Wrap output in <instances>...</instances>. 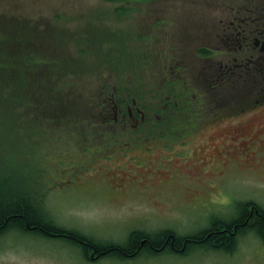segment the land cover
Returning a JSON list of instances; mask_svg holds the SVG:
<instances>
[{"label":"rangeland","instance_id":"rangeland-1","mask_svg":"<svg viewBox=\"0 0 264 264\" xmlns=\"http://www.w3.org/2000/svg\"><path fill=\"white\" fill-rule=\"evenodd\" d=\"M0 14L5 15V19L0 17V33L15 27L18 30L9 36L14 40L22 36L26 44L35 38L38 50L56 47L62 42L59 36L69 32L66 36L72 37L71 42L63 49L73 57H79L80 48L84 50L82 59L95 63L88 71L91 87L99 86L104 78L105 93L114 90L116 99L136 94L140 108L149 100L173 101L167 86L178 82L192 100V113L196 106L190 116L193 126L186 131L191 137L163 135L155 145L136 141L141 125L126 127L113 122L111 115L112 123L104 131L94 132V141L118 145L95 155L77 150L71 143L78 139L72 140L68 134H57L52 142L40 136L37 143L31 131L7 134L0 127V181L17 170L16 153L41 147L38 156L22 163L52 170L41 177L44 184L38 188L59 225L94 239L118 242L127 229L116 227V216L120 221L123 215L135 212L136 224L147 232L170 225L179 234H189L205 228L213 218L211 213L227 217L238 203L250 201L264 208V90L262 94L253 90L263 81L262 74L244 65L237 72H247L253 89L242 83L237 89L244 90V98H240L233 86L226 85L220 93L212 91V99L207 97L212 94L208 67L214 59L194 55L197 47L214 46L218 19L223 21V30L231 15L264 16V0H141L132 5L105 0H0ZM86 45L99 54L97 63V55L90 54ZM222 64L213 66L216 72L211 81L218 75L219 82L225 68ZM231 96L230 103L222 104ZM250 101L255 103L252 109L241 110ZM156 116L155 110L152 119ZM209 121L197 130L196 126ZM246 137L256 142L240 149L237 142L242 146ZM228 154L229 166L215 168L225 165ZM202 168L203 174L210 175L206 178L209 183L214 181L205 193L198 188L204 185ZM218 172L220 177L213 179ZM29 179L38 181L40 177ZM17 183L26 190L36 188L31 182ZM126 190L136 194H125ZM0 264L86 263L79 250L59 240L9 233L0 238ZM136 264H264V242L249 234L240 239L231 255L196 250L188 255L167 253Z\"/></svg>","mask_w":264,"mask_h":264},{"label":"trees","instance_id":"trees-1","mask_svg":"<svg viewBox=\"0 0 264 264\" xmlns=\"http://www.w3.org/2000/svg\"><path fill=\"white\" fill-rule=\"evenodd\" d=\"M105 1L132 5L141 0ZM2 14H0L1 18L5 16ZM21 29L24 30L23 27ZM16 30L18 29L14 27L13 30L7 32L4 30L0 33L1 129H6L7 134H18L20 129L31 131L29 134L36 137L37 143L40 136H47L49 138L47 141L52 142L58 139L57 134L61 136L68 134L70 139H78V143H71V145L77 150L83 148L89 155L101 154L103 151L116 148L118 144L97 145L94 141V132L100 129L104 131L107 124L112 123L110 117L112 115L114 119L116 105L119 107L118 117L126 114L125 109L133 107L132 101L136 99V94H133L134 97L121 95V98L118 97L120 100L116 99L114 90L105 93L107 88L103 84L104 78L99 86L91 87L88 71L95 63L82 59L84 50L81 48L78 50L79 57H73L69 55L70 51L63 49L66 42H71L72 37L66 36L69 32L59 36V42H62L56 47L43 46L42 50H38L35 38L30 39L32 42L26 44L22 36H19L17 40L9 36ZM63 38L65 40H61ZM87 47L90 54L97 55V63L100 59L99 54L95 50L92 51L89 46ZM197 55H203L205 58L211 56L205 48L199 49ZM226 63L228 62H223V64ZM210 64L212 67H208L211 71L208 81L211 93L212 91L220 93L222 87L227 85L234 87L233 93L237 97L244 98V90H237L241 88L242 83L246 89L248 87L253 89V85H250L251 82L247 79V72L243 71L231 74L223 68L221 69L223 75L219 78V82H216L218 75L215 76L214 81H211L214 79L212 74L216 71L213 63L210 62ZM260 68V63L253 67L259 73ZM242 77H244L243 80ZM182 86L183 84L178 82L167 86L170 93H173L170 96L173 101L149 100L141 107L147 118L145 122L140 123L141 136L136 138V141L155 145L154 141L163 135L171 134L180 137L185 135L184 139L191 137L192 133L186 131L193 126L194 122H191L190 116L195 114L196 106L192 113L193 105H190L192 100L187 97ZM253 90L256 94L258 91L262 94L264 81ZM213 93L207 97L213 99ZM232 99L233 96L225 98L222 104L230 103ZM254 104L250 101L249 105H245L246 109L241 110H250ZM155 110L157 116L156 119H152ZM210 123L209 121L199 125L202 127L196 126L197 130ZM103 136H106V133ZM40 148L31 152L23 148L25 150L21 149L19 154L16 153L13 159L19 161L17 170L10 173L11 178L0 181V238L5 234L18 233L20 237L63 239L65 241H59L76 250L79 247L84 255L93 251L96 257L113 255L118 258H133L141 254L153 256L163 252L188 255L196 250L231 255L240 239L249 234L261 243L264 242V208L254 206L256 211L249 213L251 204L241 202L236 204L235 210L227 217L211 213L209 217L213 218L209 219L205 228L198 229L196 233L180 236L175 234L177 232L174 229V232L166 230L157 234H149L141 230L132 233L123 244H97L90 236L58 227L59 225L52 218L41 189L38 188L44 184L41 177L52 173V170L44 168L38 170L30 163H22L24 159L28 161V158L38 156ZM101 157L106 158L105 153ZM35 175L39 176L40 180L29 179ZM18 181L31 182L37 189L26 190L17 183ZM37 193H40L41 197H38ZM252 204L255 205L254 202ZM94 240L98 241V239Z\"/></svg>","mask_w":264,"mask_h":264},{"label":"flooded vegetation","instance_id":"flooded-vegetation-1","mask_svg":"<svg viewBox=\"0 0 264 264\" xmlns=\"http://www.w3.org/2000/svg\"><path fill=\"white\" fill-rule=\"evenodd\" d=\"M218 21H219V29L215 32V34H213L215 38V43H214V46L211 47V50H209L211 51V54L213 56L212 59H214L213 65H217V64L220 65V63H223L224 61H226L228 63L222 64V65H225V71H229L231 74H233L237 72L239 68L244 67V65H245V68L247 69L248 66L253 68L257 66L258 63H260L261 64L260 73L262 74L261 77H263V81H264V16L252 19V17L248 15L246 16H242L238 14L231 15L228 17L229 24H227L223 30L220 28V22H223V21H220L219 19ZM196 53L197 51L194 52L195 55H197ZM252 78H253V75H252ZM132 104H133V107L135 108L136 115H134V112L130 109V107H127V115H128L129 120L132 122L134 121L137 127L138 123L145 119V114L136 105V103H132ZM114 118H115V121H117L116 115L114 116ZM121 120L122 121L125 120V116L123 114L121 115ZM245 139L247 140L244 142L242 146H240L239 142H237V145L239 146L240 149L244 148L246 143L248 144L251 142H256L255 140H250V137H246ZM257 143H258V148H259L260 141ZM228 157H229V154L225 156V165L215 166V168H218V169L227 168L230 164L226 162L228 160ZM204 169L205 168H202L201 170V177H202L201 180L204 181L203 182L204 185H199L198 188H203L204 193H205V190L210 189L214 181H212V184L209 183V181L206 178L210 177V175L203 174ZM218 177H220L219 172L212 176L213 179H217ZM217 185L219 186V183ZM123 187L126 189L130 188L128 187L127 184L126 185L123 184ZM130 189H134V188H130ZM133 191L134 190H126L123 192L125 194H129V193L136 194V192H133ZM254 206H256V204L250 205L249 213H251V211H256L255 210L256 208ZM117 227L120 230L127 229V232L125 233L124 238L118 242H112V241H107V240H102V239H98L97 241V240H94V238H91V239L97 242V244L98 243L99 244H123L128 240V237L132 233L141 231L140 228L136 227L135 212L127 214L125 216L123 215L120 221H118ZM173 229L174 228L163 225L158 228H153L151 232H147L145 230H142V231L147 232L149 234H157V233H160L166 230H170L174 232ZM175 234L180 235V236L186 235V234H178V233H175ZM57 240H63V239H57ZM62 243L64 244V242ZM78 248L79 247H77V250L80 251L81 249L80 248L78 249ZM81 254L86 264H136V261H140V260L142 261L156 260L160 258L162 255L167 254V252L159 253L153 256L151 254H141L133 258H118L117 256H113V255L96 257L93 251L88 252L87 255H84L83 253ZM156 256L158 257L153 258Z\"/></svg>","mask_w":264,"mask_h":264},{"label":"bare ground","instance_id":"bare-ground-1","mask_svg":"<svg viewBox=\"0 0 264 264\" xmlns=\"http://www.w3.org/2000/svg\"><path fill=\"white\" fill-rule=\"evenodd\" d=\"M246 203H248V204H252L253 202L248 201V202H246ZM252 205H253V204H252Z\"/></svg>","mask_w":264,"mask_h":264}]
</instances>
